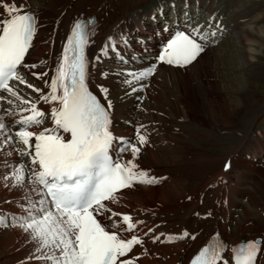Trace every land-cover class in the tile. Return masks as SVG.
Here are the masks:
<instances>
[{
	"label": "bare ground",
	"instance_id": "1",
	"mask_svg": "<svg viewBox=\"0 0 264 264\" xmlns=\"http://www.w3.org/2000/svg\"><path fill=\"white\" fill-rule=\"evenodd\" d=\"M30 1L16 0L15 3L18 7L23 5L24 12L35 16L38 30L25 56L27 63L35 64L36 68L24 69L22 75L30 83L28 79L32 72L47 69L48 76L38 78L40 85H36L44 92L48 90L45 81L52 75L51 70L62 52L71 25L89 15H93L96 21L89 30L87 77L89 86L98 94L97 79L113 84V81L120 80L118 83H122V75L104 72L106 76H100L102 68L92 60V55H99L100 49L109 43V36L113 37L115 50L109 47L107 54L101 55L100 59L112 62L117 58L122 63H130L131 68L120 70L124 72L153 64L151 51L158 46L157 40L170 30L187 29L193 23V27L201 26V32L215 31V36L205 43V50L187 67L171 68L158 63L154 74L140 82L147 85L143 90L132 92L129 87L124 96L121 89L116 92L108 90V96L113 94L115 97V101H111L109 125L113 137L136 142V129L139 127L141 134L147 137V144L141 147L134 161L136 171L143 170L149 177L164 179L151 184L134 183L131 188L114 194L115 201L104 202L109 212L99 219L106 227L111 221L118 222L117 228L124 227L121 215L112 216L111 220L106 218L116 212L145 222L134 230L142 236L144 244L143 247L134 246L128 253V257L134 258L133 264H185L210 235L218 237L225 249L222 255H229L239 241L258 237L263 248H259L254 264H264V228L260 212L256 211L259 207L260 210L264 208V122L260 129L256 125L264 113V96L260 97L264 89L258 90L259 84L255 82L264 80V0H143L142 5V0H117L116 12L108 7L110 0H64L62 24L47 33L43 16L52 4L62 0ZM169 1H173L169 6L170 16L159 25L162 17L154 11L162 6L167 12ZM189 4L196 7L195 15L181 16ZM190 17L196 19L192 21ZM150 18L154 19L150 21ZM215 22L227 28H215L212 26ZM231 29L235 34H231ZM133 30L139 31L137 36L133 35ZM235 42L239 43L238 48H235ZM211 44L215 46L212 48ZM234 48L236 50H232ZM34 55L40 58H32ZM42 58L45 62L39 66ZM236 73L242 74L241 80L231 77ZM217 79L224 83V89L219 90ZM236 82L242 85L236 88ZM132 86L138 88L139 84ZM23 87L26 86L16 84L20 96L35 101L39 94H21ZM250 87H254L256 92L253 93ZM141 91L146 102L141 99ZM1 95L5 97L0 103V115H3L5 109L13 107L8 100L14 98L6 92ZM117 96H121L122 103L116 102ZM15 103L20 102L16 100ZM37 106L45 112L49 109V105L42 101ZM123 106L133 110L122 116ZM135 109L144 114L143 120ZM246 111L252 113L239 132L234 121L241 119ZM7 122L15 140L17 128L13 126L11 117H4L6 125ZM50 122L46 119L45 125ZM223 139L229 142H223ZM216 141L221 142L220 146L225 150L220 166H216L217 156L208 146V142ZM116 146L114 144L113 148ZM23 147L17 141L14 146L0 150V219L9 223L6 229L0 224V248L8 237L10 240V249L7 250L10 253L2 250L0 257L6 264H52L46 259L45 250L35 252V248H31L33 242L17 226L18 217L23 212L21 205L25 203V191L4 179L14 164L23 162L27 165L28 157H20L17 151ZM113 153L116 154L115 151ZM123 159H131L130 152L124 153ZM195 161L206 164V174L189 181L181 171ZM225 161L229 162L226 170L223 169ZM242 182H250V187H243ZM32 196L36 198L35 194ZM242 197L246 198L247 205L242 210L244 216L231 220V208L239 205L236 200ZM205 213L209 216L202 218ZM14 217L17 218L16 223ZM154 225H158L154 233H165L156 243L150 238L152 234L148 237L142 235ZM185 230L195 239L181 238ZM120 234L128 235L127 232Z\"/></svg>",
	"mask_w": 264,
	"mask_h": 264
},
{
	"label": "snow or ice",
	"instance_id": "2",
	"mask_svg": "<svg viewBox=\"0 0 264 264\" xmlns=\"http://www.w3.org/2000/svg\"><path fill=\"white\" fill-rule=\"evenodd\" d=\"M0 6L5 14V18L0 19V92L14 98L8 100L13 107L0 115V137H3L0 150L18 141L24 146L17 150L19 156L28 157L27 165L14 164L13 170L4 177L26 193L17 226L34 242L36 252L45 250L46 259L52 264H133L134 258L128 257V253L134 246L143 247L144 244L142 236L134 230L145 222L112 212L106 218L111 220L112 216L121 215L126 227L117 228V221H111L106 227L99 219L109 212L104 202L115 201L114 193L119 189L131 188L134 183L151 184L164 178L136 171L134 161L141 147L147 144V137L141 134L139 127L136 142L113 137L109 128L108 89L98 85L107 104L101 103L88 90L89 60L85 49L89 43L87 26L92 22H74L51 70L52 75L45 81L48 90L44 92L22 75L24 69L36 68L25 60L36 31L34 16L24 12L23 5L18 7L0 0ZM200 27H194L191 32L177 31L159 55V62L180 68L195 61L205 50V43L215 36L214 30L201 32ZM107 41L109 43L100 49L96 60L106 55L109 47L115 50L113 37L109 36ZM156 67L151 64L117 75H122L123 82L136 92L147 87L140 82L152 76ZM32 75L40 78L48 76V72H32ZM105 75L101 73L102 77ZM11 82L25 85L38 93V97L35 101L21 97L16 84ZM4 99L0 96V100ZM16 100L20 103L16 104ZM41 101L49 105L47 112L38 108ZM5 116L11 117L17 128L15 140L11 128L4 123ZM46 119H50L51 126H44ZM114 144L117 145L115 149ZM128 152L131 159L125 161L123 155ZM13 219L16 223L17 218ZM4 223L0 219V224ZM155 227L158 225L148 227L142 234L143 237L152 234L153 243L165 236V233H154ZM121 232L128 235H121ZM187 237L195 239L185 230L181 238ZM224 250L221 244L210 243L200 249L191 264H229L222 255ZM232 251L234 264H254L258 242L250 241Z\"/></svg>",
	"mask_w": 264,
	"mask_h": 264
},
{
	"label": "rangeland",
	"instance_id": "3",
	"mask_svg": "<svg viewBox=\"0 0 264 264\" xmlns=\"http://www.w3.org/2000/svg\"><path fill=\"white\" fill-rule=\"evenodd\" d=\"M31 1H34V0H31ZM31 1H30V3H31ZM115 1V2H114ZM4 2H6L5 0H4ZM116 2H117V0H110V2H109V4H108V7L111 9V11H113V12H116L117 11V9H118V5L116 4ZM118 2H119V0H118ZM11 3H17L16 2V0H12V2ZM111 3H113V4H111ZM143 4V0H142V2H141V5ZM15 5H17V4H15ZM64 5V0H62L61 2L59 1V2H57V3H55V4H52V6H51V8H49L48 9V12L42 17L43 19V22H44V24H46L45 25V27H44V30H45V33H47L48 32V30H50V29H52V28H55L52 24H59V22H60V20H58L57 19V17H59L62 13H63V6ZM111 5L113 6V7H111ZM115 5V6H114ZM0 11H3V9H1V7H0ZM63 15V14H62ZM200 17H202V16H200ZM1 19V18H0ZM151 19H154V18H150L149 20L151 21ZM61 21H62V19H61ZM165 20H163V18H161V21L159 22V25H162L163 24V22H164ZM62 23L60 22V25H61ZM50 25H52V26H50ZM57 28V27H56ZM59 28V27H58ZM221 31V30H220ZM169 33V32H168ZM233 35V34H232ZM228 37H230L229 35H228ZM158 43V42H157ZM156 43V44H157ZM235 48H238L239 47V43L238 42H235ZM215 45L214 44H211L210 45V47H214ZM232 49V50H236V49ZM236 54V51H232V54ZM154 56H155V54H154ZM95 57H96V55H92V60L93 61H97L96 59H95ZM33 58V57H32ZM35 58H37V59H39L40 57H35ZM87 58H88V56H87ZM112 62H115V60L114 61H112ZM241 63V62H240ZM98 64H100V65H102L103 67L104 66H106V65H103V63H101L100 61H99V63ZM116 64H114V63H111L110 64V66H115ZM238 67V66H237ZM43 68H40V70H42ZM44 71H47V69H43L42 70V72H44ZM117 73H121V72H115L114 74H116L117 75ZM106 74V73H105ZM235 75V76H234ZM241 73H236V74H233V76H231L232 78H238V79H240L241 80ZM100 76H101V74H100ZM106 76V75H105ZM37 77H32V79L34 80V83H36L37 84V80L35 81V79H36ZM38 79V78H37ZM223 79V78H222ZM98 80V79H97ZM219 79H217L216 80V82L218 83L217 84V86H218V88H220L219 90H222V89H224V83H220V82H222L221 81V79L218 81ZM28 81L30 82V79H28ZM103 82H104V84H106V88L108 89V90H114L115 92L117 91V89L116 88H114V85H116V84H113L110 80V83H108V82H106V81H104V80H102ZM124 81V77L122 76L121 77V82H123ZM255 82L257 83V84H259L258 85V87H257V89L258 90H262V89H264V80H259L258 79V81L257 80H255ZM31 83V82H30ZM33 83V84H34ZM239 82H236V85H235V87L236 88H238L239 87V85H242L241 84V82L238 84ZM243 83V82H242ZM32 84V83H31ZM35 85V84H34ZM99 85V84H98ZM36 86V85H35ZM129 85L127 84L126 85V88H123L122 86H121V91H122V95L124 96L127 92H128V89H129ZM118 88H119V86H118ZM236 88H234V89H236ZM23 89H24V91L23 92H21V94H27V95H31L32 94V90H31V92H29V90H30V88H27V87H23ZM26 89V90H25ZM99 89V88H98ZM253 93H255L256 92V90H255V88L254 87H250L249 88ZM28 91V92H27ZM29 93V94H28ZM257 95V94H256ZM112 97H113V99H115V97L113 96V94L111 95ZM111 96H109V97H111ZM222 96V95H221ZM264 96V91H262L261 92V94H260V97H263ZM121 97V96H120ZM120 97H118L117 96V100H116V102H120V103H122L123 102V99L122 98H120ZM227 96L225 95L224 96V98H226ZM232 97H234V96H230V98H232ZM3 100H1L0 101V103L2 102ZM115 101V100H114ZM142 101H144V99L142 98ZM133 110V108H127V107H125V106H123L122 107V109H121V112H120V115H126L128 112H130V111H132ZM136 110V114H137V116H139V118L141 119V120H143V116H144V114L143 113H141L140 112V110L139 109H135ZM264 112V111H263ZM245 113V114H244ZM243 113V115H242V118L241 119H236L234 122L236 123V125L238 126H236L237 127V130L240 132V131H242V129L244 128V126L246 125V123H247V118L250 116V114L252 113L251 111H246V112H244ZM241 121V122H240ZM264 122V113H262L261 114V116L258 118V120H257V122H256V125L258 126L259 125V129H260V125H262V123ZM9 123L7 122V125H8ZM8 127L9 128H11L9 125H8ZM124 129V128H123ZM127 131H125V133H126ZM263 134V133H262ZM159 136V135H158ZM181 136H183V134H181ZM202 139V138H201ZM225 141H228L227 139H223V142H225ZM229 142V141H228ZM220 143L221 142H219V141H216L215 143H212V142H208V146L210 147L209 148V150H211V151H213L214 152V154L217 156L216 157V160H215V164H216V166H220L221 164H222V154L225 152V150L224 149H222L221 148V146H220ZM226 145V144H225ZM189 158H191V157H189ZM226 162V161H225ZM206 164L205 163H203L202 161H195V162H193L191 165H186L185 167H184V170H182L181 171V175H183L184 177H187V178H189L188 180L189 181H191V180H193L194 181V179H198L199 177H201V176H203V175H205L206 173ZM250 182H242L241 183V185L243 186V187H250V184H249ZM246 198L245 197H242L241 198V200H236V201H238V203H239V205H237V206H234V207H232L231 208V212H232V214H230V219L232 220V219H239L240 217H242V216H244L243 214H242V210H243V208L245 207V206H247L246 205ZM260 208L261 207H259L258 209H256V211H259L260 213H259V215H260V220L262 221V224H261V226L263 225V228H264V208H262L261 210H260ZM240 210V211H239ZM253 211H254V209H253ZM230 212V213H231ZM204 218H205V215H204ZM230 222H228V224H229ZM9 226V223H8V221H6L3 225H2V228L3 229H6L7 227ZM253 227V226H252ZM253 228H256L255 226L253 227ZM12 233V232H11ZM2 243H4V246H2L1 248H0V251H2V250H5V253L7 254V253H10L9 251H7L8 249H10L9 247H10V240H9V237L6 239V241H4V242H2ZM264 244V243H263ZM36 246H35V244H34V242H33V244L31 245V248H35ZM263 248V247H262ZM32 249V250H33ZM36 252V251H35ZM10 257H11V255H10ZM3 261V259H1V257H0V261ZM0 262V264L2 263V264H6L5 262L3 263V262ZM12 262H13V259H12ZM10 263H11V261H10Z\"/></svg>",
	"mask_w": 264,
	"mask_h": 264
}]
</instances>
